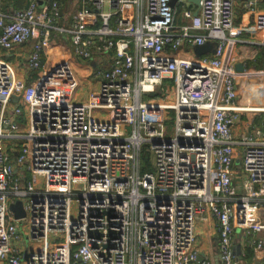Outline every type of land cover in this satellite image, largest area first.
I'll return each mask as SVG.
<instances>
[{
  "label": "built area",
  "instance_id": "1",
  "mask_svg": "<svg viewBox=\"0 0 264 264\" xmlns=\"http://www.w3.org/2000/svg\"><path fill=\"white\" fill-rule=\"evenodd\" d=\"M78 1L60 23L61 0H0V49L31 46V81L0 56V264H214L196 231L208 212L220 264H241L238 229L264 264V69L230 57L238 0ZM61 38L100 60L86 102L67 59L45 69Z\"/></svg>",
  "mask_w": 264,
  "mask_h": 264
},
{
  "label": "crops",
  "instance_id": "2",
  "mask_svg": "<svg viewBox=\"0 0 264 264\" xmlns=\"http://www.w3.org/2000/svg\"><path fill=\"white\" fill-rule=\"evenodd\" d=\"M30 0H8V3L12 5L6 6V0H3L1 5L2 9H8L11 6L17 8L27 7ZM40 5L43 4V0H39ZM78 0H61L60 11V23L69 22L72 13L78 7ZM264 0H260L257 5V12H253L248 9L241 0L236 3V27L233 31L229 32V35L236 38V42L230 51V57L236 64L242 63L244 65L243 71H253L264 69ZM31 46L24 45L17 48L14 51L6 52L0 49V56L6 57L18 65L19 72L24 77H29L23 65H19L23 62L29 53ZM55 49V50H54ZM67 59L75 73L76 78L79 81V85L85 82L91 86L92 82L96 84L95 89L98 87V83L92 78V72L94 68L99 64V59L96 60H79L73 54L70 43H67L63 38L51 43V47L46 52L44 57L45 69H49L55 62L61 59ZM240 71V70H239ZM31 81V78L27 79ZM95 86V85H94ZM248 89V94H241L239 98V104H246L252 97L250 87L245 86ZM254 90V89H253ZM95 91V90H93ZM242 92V89H241ZM77 99L79 96L78 90L75 92ZM243 118L250 119L252 114L244 113ZM196 231L198 234V246L202 255L214 259L216 264V256L218 254V228L217 221L210 212L207 213V219L197 221ZM264 237V232L261 233ZM242 230L238 229L236 232V243L241 244L242 259L241 264H257L258 258L255 252H251L248 256L246 249L248 246L244 245L241 241Z\"/></svg>",
  "mask_w": 264,
  "mask_h": 264
},
{
  "label": "water",
  "instance_id": "3",
  "mask_svg": "<svg viewBox=\"0 0 264 264\" xmlns=\"http://www.w3.org/2000/svg\"><path fill=\"white\" fill-rule=\"evenodd\" d=\"M196 3H199L200 0H192ZM194 51L197 55H203L205 53H213L215 51V44L208 43L205 45H196L194 47ZM237 69L240 71H243L244 65L242 63L237 64ZM14 101H18V97L14 98ZM11 209L15 212L17 218L24 217L26 215V211L24 209V204L21 200H18L17 202L11 204ZM234 252L237 255L238 259H242V249L241 244H235L234 245ZM27 258V255L25 256ZM203 259V255H201L200 260ZM216 264H220V255L219 253L216 256Z\"/></svg>",
  "mask_w": 264,
  "mask_h": 264
},
{
  "label": "rangeland",
  "instance_id": "4",
  "mask_svg": "<svg viewBox=\"0 0 264 264\" xmlns=\"http://www.w3.org/2000/svg\"><path fill=\"white\" fill-rule=\"evenodd\" d=\"M55 50V49H54ZM100 63V62H99ZM93 78V77H92ZM91 84H93V86H91L89 83H87V82H85L84 84H81V85H79V87L75 90V92L78 90V93H79V96L81 97V98H79V99H77V101H80V102H86L87 100H89V97L91 96V93L93 92V90H95V87H96V84L95 83H91ZM241 88H242V92H241V94L243 95V94H248V91H247V88H245V86H247L246 85V83H245V81H243L242 79H241ZM95 85V86H94ZM245 89H246V91H245ZM25 120H26V117H25V114L24 113H22L19 117H18V121H19V123H20V125L21 126H23L24 125V123H25ZM146 148H144L143 149V158H144V156H145V154H146ZM237 162H240L239 160H237Z\"/></svg>",
  "mask_w": 264,
  "mask_h": 264
},
{
  "label": "trees",
  "instance_id": "5",
  "mask_svg": "<svg viewBox=\"0 0 264 264\" xmlns=\"http://www.w3.org/2000/svg\"><path fill=\"white\" fill-rule=\"evenodd\" d=\"M10 5H12V4L11 3H8V0H6V6L8 7ZM34 75H35V73H34ZM256 122L263 123L264 124V114L262 116H260V117L259 116L256 117ZM246 252H247V255L249 256L251 254V252H254V250H253V248H251V247L248 246L247 249H246Z\"/></svg>",
  "mask_w": 264,
  "mask_h": 264
}]
</instances>
